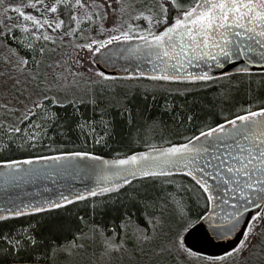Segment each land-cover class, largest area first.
Listing matches in <instances>:
<instances>
[{
    "label": "snow or ice",
    "instance_id": "1",
    "mask_svg": "<svg viewBox=\"0 0 264 264\" xmlns=\"http://www.w3.org/2000/svg\"><path fill=\"white\" fill-rule=\"evenodd\" d=\"M135 2L118 0V7L112 8V12L118 13L116 18L120 22L106 28L104 21L109 13L101 0H91V3L87 0H26V5L34 9L36 14L25 11V3L0 0V36L5 39V50L18 58V63L13 64V67L19 69L28 65L29 58L21 56L16 48L8 45L7 38L11 36L25 48L35 51L41 39L55 42L57 36L47 31V28H53L59 29L62 35L71 37L73 41H86L75 46L91 50L93 63H111L115 58L125 63L135 62L122 69V75L127 78L208 82L217 77H228L232 72L250 75L255 65L260 66V74L264 76V0H148L147 3L140 0L141 6L138 8L133 6ZM107 3L111 5L112 0H107ZM170 9L175 12L171 22ZM12 10L25 21L31 22L19 25L25 30L19 36L12 35V29L17 27L9 14ZM141 18L146 20L147 27L133 22ZM158 25L164 26L157 30ZM93 26L104 33L103 39L96 37ZM29 28L31 31H28ZM121 41L123 45L117 43ZM107 45L113 47L108 48ZM44 50L43 47L39 48L40 53ZM4 59L11 63L8 56ZM34 62L37 65L40 63L39 60ZM229 63L233 64L231 72L220 71ZM95 72L99 77L110 78L107 72L98 68ZM70 74L73 78L81 75L75 70ZM58 75L66 81L63 73ZM31 83L42 90L33 92L28 82L17 88L19 80L11 85L26 99L20 101L24 105L23 109H13L20 111V116L16 118L17 125L7 122L0 124L6 129V134L0 133V149L6 146L4 140H19L20 146L28 144L32 147L36 146L38 140L47 138L51 141L48 128L58 118L52 109L54 105L71 104L79 112L76 105L97 103L94 96L88 100L74 94L60 96L57 93L65 91L64 87L51 84L36 73H32ZM170 91L179 92L181 89ZM260 103L264 104V101ZM3 107L7 108L8 105ZM117 107L122 108L123 105L118 103ZM100 111L107 115L103 108ZM238 111L240 115H233L231 119L213 126H204L203 130L184 137L183 142H165L167 146L161 147L146 145L145 151L117 154V158L105 159L93 151L52 150L49 155L22 157V161L28 165L39 162L37 167L28 169L20 168V160H0V165L6 166L0 173L5 187L9 186L10 181L37 180L42 177L75 175L77 179L92 181L90 187L79 189L71 183H61L59 187L62 191L54 187L46 189L52 193L49 199L40 196L39 200L33 198L31 202L20 200L18 205L8 200L0 218L39 212L98 194L102 196L118 191L138 177L149 176L165 177L163 183L176 184L178 192L198 186L194 193L197 203L203 197V207L206 209L202 217L194 220L188 212L185 198L177 196L176 192L165 194L167 203L155 196L130 192L129 198L143 206L145 220L151 228L144 227L128 212H124L118 225L110 224L111 236L105 235V229L100 225L92 224L88 226L87 232L73 231L70 239L61 242L50 239L51 247L45 250L49 255L41 253L40 257H34L33 260L21 258L19 250L41 244L43 240L38 241L25 229L28 234L26 237L22 234L21 240L26 238L27 245L15 237L9 240L14 245L10 264H40L41 258L43 264H73L72 257L85 247L84 241L95 237L97 232L103 245L102 255L110 258L114 253L129 248L142 251L144 245H151L153 255L161 257L155 264H167L163 259L165 253L201 257L205 264H228L230 258L248 249L250 238L258 234H261L260 246L264 247V227H258L264 225V106H242ZM29 117L32 118L31 123L21 128L19 124ZM187 119L190 121L192 116L189 115ZM99 123L102 133L96 131V121L81 119L76 127L82 135L86 130L87 135L100 143L112 131L114 121L110 117H102ZM17 133L20 135L17 136ZM49 148L55 149L56 145L50 143ZM173 173L186 174L192 183L185 185L167 179ZM33 191L39 195V189ZM7 204L13 206L9 208ZM96 204L94 200V208ZM169 205L176 210L179 223L169 229L170 235L165 234L163 240L153 243L157 238V227L165 223L163 212ZM149 210L152 214H149ZM203 219L207 220L208 228L218 239L226 240L237 233L240 238L230 250L220 255H204L194 251L185 242L186 234L195 233L194 225L200 224ZM118 227L121 229L119 233ZM176 259L179 260V256Z\"/></svg>",
    "mask_w": 264,
    "mask_h": 264
},
{
    "label": "trees",
    "instance_id": "2",
    "mask_svg": "<svg viewBox=\"0 0 264 264\" xmlns=\"http://www.w3.org/2000/svg\"><path fill=\"white\" fill-rule=\"evenodd\" d=\"M9 42L16 46L15 41L9 40ZM39 44L40 41L37 42V45ZM16 47L31 60L35 59L36 50L35 52L21 44H17ZM109 76V79L99 81L104 86L96 88L93 95L85 93L83 96H77L85 100L94 96L97 100L95 105L90 102L76 105L79 112L75 111L71 104L52 106L58 118L48 128L51 141L47 138L43 141L38 140L36 146L32 147L28 144L20 146L19 140H4L6 146L0 149V160H22V157L28 155H49L52 150L93 151L97 154L117 157V154L125 155L146 149V145L160 147L166 146L165 142H183L184 137L203 130L204 126H213L225 119H231L233 115H240L238 109L242 106H264L260 103L264 101V76H261L260 71H253L250 75L235 73L228 77H217L214 81L196 83L157 81L147 77L127 78L110 74ZM113 84L118 88L109 89ZM170 89H181V91H170ZM118 103L123 107H117ZM101 108L107 115L101 113ZM189 115L192 116L190 121L187 119ZM102 117L112 118L114 126L110 134L100 143H96L92 136L87 135L86 130L82 135L81 130L76 127L81 119L96 121V131L102 133L99 123ZM31 119L29 117L19 126L24 128L31 123ZM3 122L6 121L0 124ZM17 124L18 121L12 125ZM61 128L64 130L63 133ZM0 133L6 134V129L0 127ZM50 143L55 144L56 148L50 149ZM139 179H147L144 182L149 179H160V181L126 189L129 184L120 188L119 193L113 191L102 196L98 194L95 197L89 196L61 204L59 207L45 208L39 212L0 218V264H10L14 245H11L9 240L12 237L21 240L22 234L26 237L28 233L24 231L25 229L38 241L43 240L41 244L19 250L18 255L21 258L27 257L33 260L34 257H40L41 253L49 255L45 250L51 247L50 239L58 242L66 238L70 239L73 231L87 232L88 226L92 224L100 225L105 229V235L111 236L110 224L118 225L124 212H128L139 223L143 220L145 210L141 204L129 198L130 192L155 196L166 203L168 199L165 194L176 192L177 196L185 198L188 212L194 220H198L206 211L203 207V197L200 198V203H197L194 194L198 186L194 185L192 190L178 192L176 184L163 183L165 177L149 176ZM167 179L175 180L177 183L183 182L185 185L192 183L191 178L184 173H173ZM94 200L97 202L95 208ZM168 210L169 225L172 223L177 226L179 217L176 210L172 206ZM120 230L118 227L117 232L119 233ZM21 243L27 245L28 241L25 238ZM164 257L177 261L176 253H166ZM40 264H43L42 258Z\"/></svg>",
    "mask_w": 264,
    "mask_h": 264
},
{
    "label": "rangeland",
    "instance_id": "3",
    "mask_svg": "<svg viewBox=\"0 0 264 264\" xmlns=\"http://www.w3.org/2000/svg\"><path fill=\"white\" fill-rule=\"evenodd\" d=\"M6 2L25 3L24 10L33 11L34 14H36L34 9L26 5V0H6ZM87 2L91 3V0H87ZM147 2L148 0H143V3ZM101 3L109 13L104 21L105 27L110 28L112 24L119 23L120 21L116 18L118 13L112 12V8L118 7V0H112L111 5H108L107 0H101ZM133 6L137 8L140 7V0H136ZM9 14L12 16V23L17 25V27L12 29V35L19 36L23 34L25 30L20 28L19 25L27 21H25L19 13L15 12V10H12ZM174 14L175 12L170 9V18H172ZM133 22L138 23L141 27H147L146 20L143 18L134 20ZM27 23L31 24V22ZM162 26L163 25H158L157 28ZM0 31H2V28H0ZM28 31H31V28H29ZM47 31L51 35L57 36V39L55 42L45 39L39 40L40 44L37 45V55L34 60H31L30 57L19 51L16 46L20 43L11 39V36L7 38L6 43L8 45L16 48L21 56H27L29 58L28 65H26L24 69L13 67V64L18 63V58L5 50V39L3 36H0V122L6 121L11 124L16 123V118L20 116V111H13V109H23L24 107L20 101H24L26 99L25 96L21 95L11 87L16 80L20 81L17 88L25 82H28L29 88L33 92L42 90V88H36L31 83L32 73L38 74L41 79H47V81L51 84L64 87L65 91L57 93L60 96H70L74 94L80 97L85 93L93 95L96 88L104 86L103 83L99 81H103L105 78L99 77L95 72V69L98 67L90 58L92 56L91 50L87 48H77L75 46L76 44L85 43L86 41H73L71 37L62 35L59 29L47 28ZM93 32L97 38L103 39L104 33H100L95 26H93ZM9 40L15 41L16 46L12 45ZM40 47L45 49L43 53L39 52ZM5 56L9 57L11 63L4 59ZM35 60H39L40 63L37 65L34 62ZM57 61H59V63H57ZM72 70H75L76 73H80L81 75H77L73 78L70 74ZM58 73H63L66 77V81L61 78ZM117 88L118 86L113 84L109 89ZM53 91H55V89H53ZM4 105H8V107L5 108L3 107ZM10 112L11 114H9ZM145 180L147 179H135L128 187H126V189H130V187H138L148 182L160 181V179H149V181L144 182ZM117 192L119 193V191ZM169 207L171 206L169 205ZM169 207L164 209L163 216L165 223L162 226L157 227V238L153 243H159L165 238V234L170 235V228L176 227V225H173L172 223L169 225ZM149 214L152 213L149 212ZM139 223L144 227L151 228V225L146 222L144 215L143 220ZM258 227H264V225H260ZM118 238L119 236L117 239ZM260 240L261 234L251 237L249 248L242 254L236 255L234 258H230L228 264H264V255H262V253H264V247L260 246ZM84 244L85 247L80 249L76 255L72 257L73 264H155L156 260L161 259V257L153 255L151 245H144L142 247V251H133L129 248L121 253H114L110 258L104 256L102 255L103 245L98 232L95 237L86 239ZM165 254H163V259L167 262V264H205L201 257L176 253V257L179 256V260L175 262L174 260L165 258ZM149 257L152 258L151 261L149 260Z\"/></svg>",
    "mask_w": 264,
    "mask_h": 264
},
{
    "label": "water",
    "instance_id": "4",
    "mask_svg": "<svg viewBox=\"0 0 264 264\" xmlns=\"http://www.w3.org/2000/svg\"><path fill=\"white\" fill-rule=\"evenodd\" d=\"M171 22V21H170ZM119 45H123L124 42H117ZM106 47L112 48L113 45H107ZM103 51V49H102ZM97 56L99 54H96ZM129 63L135 62H128L125 63L124 61L120 60L119 58H115L111 63H95L99 69L104 72H107L110 75H122V69L127 68ZM240 62H237L239 64ZM233 68V64L229 63L225 66L224 69H220V71H229L231 72ZM253 71H260V66L255 65L252 66ZM238 72H232L235 74ZM167 146V145H166ZM159 147V146H158ZM161 147V146H160ZM146 149L138 150L135 152L145 151ZM100 156L105 157V159H112L117 158L113 156H107L98 154ZM20 168L28 169V168H35L39 162H33L32 165H28L20 160ZM5 165H0V173L5 170ZM143 178L138 177L136 179ZM61 183H71L75 188L79 189L81 187H90L92 181L89 179H77L75 175L72 177H52V178H39L37 180H29V179H20L14 180L9 182V186L5 187L3 183V178L0 177V214H2L3 206L6 205V201L12 200L13 204L18 205L20 200H24L26 202H31L33 198L39 200L40 196H43L45 199L52 198V193L47 191L46 189L55 188L56 190H61L60 185ZM34 189H39V195L34 192ZM13 204H7V207L11 208ZM254 210H250L253 212ZM196 227V232L192 233L191 235L186 234V244L189 247H193L194 251L202 252L206 255H220L224 251H228L234 246L237 240L240 238L239 233L236 236L226 239L220 240L215 237L211 230L208 228V223L206 219H203L200 224L194 225Z\"/></svg>",
    "mask_w": 264,
    "mask_h": 264
}]
</instances>
